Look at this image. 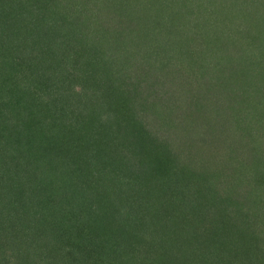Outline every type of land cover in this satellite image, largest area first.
<instances>
[{
  "label": "trees",
  "instance_id": "16d2710c",
  "mask_svg": "<svg viewBox=\"0 0 264 264\" xmlns=\"http://www.w3.org/2000/svg\"><path fill=\"white\" fill-rule=\"evenodd\" d=\"M182 1L185 43L135 54L148 83L173 55L168 87L135 81L128 120L101 70L137 44L130 0H0V264H264V0Z\"/></svg>",
  "mask_w": 264,
  "mask_h": 264
},
{
  "label": "rangeland",
  "instance_id": "374dc122",
  "mask_svg": "<svg viewBox=\"0 0 264 264\" xmlns=\"http://www.w3.org/2000/svg\"><path fill=\"white\" fill-rule=\"evenodd\" d=\"M117 1H120V0H117ZM157 2H161L158 5V9H160L159 13L162 12L163 14V21L160 24H158L157 16H154V19L157 22L153 19V21L151 22L147 20V24H145L144 22H141V23L137 22V19L140 16H142L141 14H138L137 12V5L139 3V0H132V1L130 0V4H131V7H130V18H131L130 19V43L133 42L134 44V42H136L137 44L135 46H132V49L123 48L124 51L122 49V51L116 50L114 53L111 52L110 57H109V62H107L106 64V66H108L109 69L107 68L106 71L101 70L102 72H104V74H106L104 76L108 78L107 80L108 81L110 80L112 82V84L108 86L109 92L106 98L104 97L105 98L104 101L106 102L109 96L111 98H115L117 102V104L114 106L115 111H121L122 113L128 115L129 116V118H127L128 120H130V115H133V112L135 111L133 109H130V99L138 96V94L134 91V88H133V85L135 84L134 82L135 81L142 82V84L145 86V88L143 89V94L145 96L149 92V89H152L153 92L155 93H159L160 91L157 90L156 87H158V89H161V88L166 89L168 87L167 83L164 84L163 82H161V80L163 79V75L164 76L167 75V73L171 69H173V66L177 67V64H178L176 63V59L173 55L169 53L165 54L164 58H166V64L163 63L162 60H160L157 63L159 67L162 66L164 68L163 74L162 72H159L158 74L159 79L156 80V82L148 83L146 79L143 77L145 76L143 74V71L142 72L140 71L141 69H143L144 66L142 63L138 62L135 56V54L138 51L137 46L140 49H143L141 41H148V40L154 39L157 42L158 47L162 51H165L168 48L169 44L172 46V49H174L175 46L178 45V42L185 43V39L181 35V31H183L182 24L179 20V18H181V15L184 11L183 1L182 0H158ZM113 7L114 5L111 3V4L105 5L104 8H100L99 10V14L102 18L101 21L103 24H105L106 27H110V26L115 27L116 24L119 25L117 23V18H118L116 15L117 9ZM112 8H113V14L110 18L109 12ZM198 9L203 10L204 8L201 9L200 7H198ZM187 12L194 13L193 9L192 10L187 9ZM159 13L156 12V14H159ZM93 16H94V12H93ZM153 23H157V26H158V29H156L155 31L153 29V26H152V29H150ZM121 26L123 25H119L118 27L120 30H121ZM88 30H93V29L90 26ZM115 30L118 31L116 27H115ZM181 37L182 39H180ZM116 48L121 49V47H116ZM176 52L178 53V51ZM17 57L18 59H20L21 55L18 54ZM188 68L189 67H186L187 70ZM68 71L72 73L74 76H76V74L71 70V68L70 69L68 68ZM135 73L137 74L134 77H132ZM146 78L148 77L146 76ZM85 84L89 86V83L85 82ZM182 86L183 85L176 84L175 82L172 83L171 88L175 89L174 91L175 95L179 94V93L176 94V92L179 90L181 91ZM80 88L81 86H76L75 87L76 92L78 93L82 92L81 91L82 88L81 89ZM174 111L175 109H171L168 115H167V111H165L164 114L167 115V117L169 116L170 118H174L173 116ZM150 117L152 120V125L156 126V129H158L160 133L161 130H160L158 117H156L155 113L152 114ZM150 117L148 116L146 118V122L149 121ZM196 127L197 128L195 129L194 126H187L185 128L183 127L180 130L175 131L174 140L177 141L176 144H178V150L175 149L177 147L176 145L174 148V145L169 143L170 142L169 140L168 142H166L165 146L173 149V152L175 151V153L179 155L180 153L185 151L183 149H185L187 146L193 147V146L198 145V141L200 140L198 138L200 126L199 127L196 126ZM233 244L234 243L232 239L230 238L228 248L231 249ZM234 249L235 248H233V250ZM228 260H229V257H228Z\"/></svg>",
  "mask_w": 264,
  "mask_h": 264
}]
</instances>
